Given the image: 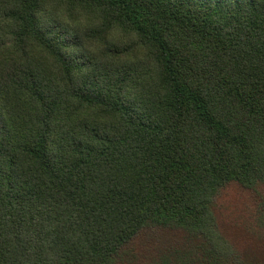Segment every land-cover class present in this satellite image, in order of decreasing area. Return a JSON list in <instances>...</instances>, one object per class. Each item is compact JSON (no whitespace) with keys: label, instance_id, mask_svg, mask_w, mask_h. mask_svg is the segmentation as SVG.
Masks as SVG:
<instances>
[{"label":"trees","instance_id":"obj_1","mask_svg":"<svg viewBox=\"0 0 264 264\" xmlns=\"http://www.w3.org/2000/svg\"><path fill=\"white\" fill-rule=\"evenodd\" d=\"M230 182L264 183V0H0V264H264Z\"/></svg>","mask_w":264,"mask_h":264},{"label":"rangeland","instance_id":"obj_2","mask_svg":"<svg viewBox=\"0 0 264 264\" xmlns=\"http://www.w3.org/2000/svg\"><path fill=\"white\" fill-rule=\"evenodd\" d=\"M264 200V183L250 189L237 182L222 187L215 198V214L221 232L241 252L259 249L264 253V222L260 224L259 204ZM131 245L146 257H152L157 248L170 244L177 237L161 230L148 231Z\"/></svg>","mask_w":264,"mask_h":264}]
</instances>
